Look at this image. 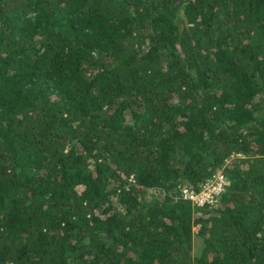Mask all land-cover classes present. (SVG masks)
<instances>
[{"label": "trees", "instance_id": "obj_1", "mask_svg": "<svg viewBox=\"0 0 264 264\" xmlns=\"http://www.w3.org/2000/svg\"><path fill=\"white\" fill-rule=\"evenodd\" d=\"M0 264H264V0H0Z\"/></svg>", "mask_w": 264, "mask_h": 264}, {"label": "built area", "instance_id": "obj_2", "mask_svg": "<svg viewBox=\"0 0 264 264\" xmlns=\"http://www.w3.org/2000/svg\"><path fill=\"white\" fill-rule=\"evenodd\" d=\"M239 155L240 153L238 152H231L229 156L225 158L223 166L212 171L202 182L198 183L196 187L184 185L181 188L182 197L189 199L192 203L197 205L217 204L219 195L224 189L227 180L224 165ZM197 226H199V224Z\"/></svg>", "mask_w": 264, "mask_h": 264}, {"label": "rangeland", "instance_id": "obj_3", "mask_svg": "<svg viewBox=\"0 0 264 264\" xmlns=\"http://www.w3.org/2000/svg\"><path fill=\"white\" fill-rule=\"evenodd\" d=\"M198 224H195L194 226H193V229H195V230H197L198 229V226H197ZM197 245H195V247H196ZM195 247H194V251H195Z\"/></svg>", "mask_w": 264, "mask_h": 264}, {"label": "clouds", "instance_id": "obj_4", "mask_svg": "<svg viewBox=\"0 0 264 264\" xmlns=\"http://www.w3.org/2000/svg\"><path fill=\"white\" fill-rule=\"evenodd\" d=\"M236 158V157H235Z\"/></svg>", "mask_w": 264, "mask_h": 264}]
</instances>
